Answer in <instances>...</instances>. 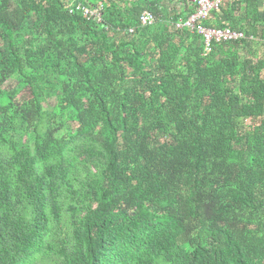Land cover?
<instances>
[{
	"label": "trees",
	"instance_id": "trees-1",
	"mask_svg": "<svg viewBox=\"0 0 264 264\" xmlns=\"http://www.w3.org/2000/svg\"><path fill=\"white\" fill-rule=\"evenodd\" d=\"M160 2L0 0V264H264V8Z\"/></svg>",
	"mask_w": 264,
	"mask_h": 264
},
{
	"label": "built area",
	"instance_id": "built-area-1",
	"mask_svg": "<svg viewBox=\"0 0 264 264\" xmlns=\"http://www.w3.org/2000/svg\"><path fill=\"white\" fill-rule=\"evenodd\" d=\"M223 0H192L194 4L193 14H191L186 21L177 25L180 28H186L190 32L195 30L201 35L204 42V49L209 51V44L211 42H231L244 38V35L240 32H235L227 27L220 29H206L201 27L198 23L204 19L210 12L217 11L222 4ZM101 7L89 9L84 5L78 4L74 7H66L68 14L80 13L83 17H96L99 15ZM152 21V16L149 13H143L140 16V22L142 25L149 24Z\"/></svg>",
	"mask_w": 264,
	"mask_h": 264
},
{
	"label": "crops",
	"instance_id": "crops-1",
	"mask_svg": "<svg viewBox=\"0 0 264 264\" xmlns=\"http://www.w3.org/2000/svg\"><path fill=\"white\" fill-rule=\"evenodd\" d=\"M179 1L180 0H161L160 7L164 8L165 11L170 9V11L173 13H176V14L182 13L185 11V5L182 3L183 1L181 3ZM187 1L191 3L190 0H187ZM225 3L227 4V6L228 5L230 6L231 0H226ZM258 3H259L260 8H264V0H258ZM215 22H220L218 17L213 19V23Z\"/></svg>",
	"mask_w": 264,
	"mask_h": 264
},
{
	"label": "rangeland",
	"instance_id": "rangeland-1",
	"mask_svg": "<svg viewBox=\"0 0 264 264\" xmlns=\"http://www.w3.org/2000/svg\"><path fill=\"white\" fill-rule=\"evenodd\" d=\"M70 127H71V128H74L72 124H70Z\"/></svg>",
	"mask_w": 264,
	"mask_h": 264
},
{
	"label": "water",
	"instance_id": "water-1",
	"mask_svg": "<svg viewBox=\"0 0 264 264\" xmlns=\"http://www.w3.org/2000/svg\"><path fill=\"white\" fill-rule=\"evenodd\" d=\"M190 1H192V0H190Z\"/></svg>",
	"mask_w": 264,
	"mask_h": 264
}]
</instances>
